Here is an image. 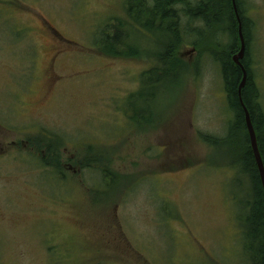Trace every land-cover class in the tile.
<instances>
[{
	"label": "rangeland",
	"instance_id": "obj_1",
	"mask_svg": "<svg viewBox=\"0 0 264 264\" xmlns=\"http://www.w3.org/2000/svg\"><path fill=\"white\" fill-rule=\"evenodd\" d=\"M243 4L264 107V0ZM115 24L136 55L97 48ZM200 44L180 47L183 76L138 102L150 122L133 125L128 97L159 45L126 0H0V264H247L217 142L231 117L211 40ZM89 148L115 186L83 169Z\"/></svg>",
	"mask_w": 264,
	"mask_h": 264
},
{
	"label": "trees",
	"instance_id": "obj_2",
	"mask_svg": "<svg viewBox=\"0 0 264 264\" xmlns=\"http://www.w3.org/2000/svg\"><path fill=\"white\" fill-rule=\"evenodd\" d=\"M236 6L237 12L233 0H126V10L131 21L149 32L159 45L156 66L143 75L141 90L128 97L133 114L130 115V120L133 125H142L143 120L145 123L150 122L146 116L149 111H138L137 103L141 100L144 103H151L157 98L160 90L175 86L183 76V63L178 56L180 47L200 46V41L208 37L212 49L206 53L218 64L225 104L231 117L225 137L217 139V142L225 149V154L228 152L231 156L227 168L231 171L229 180L234 188L235 210L238 213L244 257L247 264H264V188L239 97L243 72L233 61L241 49L240 23L246 42L243 65L248 73L247 82L242 90V99L250 113L263 162L264 107L260 102L261 92L252 67L251 34L255 27L254 22L249 17L243 0H236ZM197 23H201L203 27L195 28L193 25ZM108 28L109 31H102L100 38L95 39L98 49L115 57L137 54L130 49L129 43L127 44L124 25L115 24ZM222 33L226 37L223 41L219 40ZM203 54L202 58L205 57ZM46 152L47 157L43 158L44 165L61 175L60 171L64 167L58 151L47 148ZM84 153L83 169L98 171L104 182H101L103 186H108L107 182L115 186L120 181L117 175L101 167L103 160L93 148ZM60 178L68 179L67 176Z\"/></svg>",
	"mask_w": 264,
	"mask_h": 264
},
{
	"label": "water",
	"instance_id": "obj_3",
	"mask_svg": "<svg viewBox=\"0 0 264 264\" xmlns=\"http://www.w3.org/2000/svg\"><path fill=\"white\" fill-rule=\"evenodd\" d=\"M233 6H234L235 11L237 12L236 0H233ZM239 23H240V19H239ZM239 37H240V44H241L240 48L241 49H240V52L234 56L233 61L243 72V79L239 87V97H240V101H241V104L243 106L244 113H245L246 126H247V131H248V135L250 139L251 148H252V151H253V154H254L258 169H259V173H260L263 188H264V162H263V158L260 152L257 134L255 131L254 125L252 123L250 113L248 109L246 108L243 102V99H242V90L245 87V84L247 82L248 73L243 65V60H244L245 53H246V42H245V39L242 33L241 23L239 26Z\"/></svg>",
	"mask_w": 264,
	"mask_h": 264
},
{
	"label": "flooded vegetation",
	"instance_id": "obj_4",
	"mask_svg": "<svg viewBox=\"0 0 264 264\" xmlns=\"http://www.w3.org/2000/svg\"><path fill=\"white\" fill-rule=\"evenodd\" d=\"M57 35H59L58 33H56Z\"/></svg>",
	"mask_w": 264,
	"mask_h": 264
}]
</instances>
